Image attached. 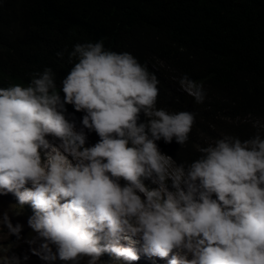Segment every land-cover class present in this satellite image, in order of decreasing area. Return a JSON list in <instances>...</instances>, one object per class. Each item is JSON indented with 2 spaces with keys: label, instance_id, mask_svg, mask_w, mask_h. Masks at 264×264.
Instances as JSON below:
<instances>
[{
  "label": "clouds",
  "instance_id": "clouds-1",
  "mask_svg": "<svg viewBox=\"0 0 264 264\" xmlns=\"http://www.w3.org/2000/svg\"><path fill=\"white\" fill-rule=\"evenodd\" d=\"M68 58L59 91L47 67L27 86L0 88V191L31 206L27 224L44 240L41 258L97 264L108 253L111 264H130L142 242L145 254L168 264H264V138L223 137L178 169L156 141L183 145L194 114L157 108L156 75L103 40L75 44ZM178 82L203 103V85L187 74ZM66 104L84 112L80 130L66 118ZM141 113L146 121L138 123ZM83 129L99 140L85 146ZM49 136L79 160L66 164L52 154ZM164 157L181 174L166 193L149 190L141 178L162 183ZM0 223L19 237L22 226L7 214ZM0 261L18 264L6 255Z\"/></svg>",
  "mask_w": 264,
  "mask_h": 264
},
{
  "label": "trees",
  "instance_id": "trees-1",
  "mask_svg": "<svg viewBox=\"0 0 264 264\" xmlns=\"http://www.w3.org/2000/svg\"><path fill=\"white\" fill-rule=\"evenodd\" d=\"M99 40L156 75L157 108L194 114L183 145L156 141L178 169L223 137L264 138V0H0V88L27 86L47 67L59 91L73 46ZM184 74L203 85V103L180 87ZM65 108L82 126L84 112ZM86 132L94 145L98 135Z\"/></svg>",
  "mask_w": 264,
  "mask_h": 264
},
{
  "label": "rangeland",
  "instance_id": "rangeland-1",
  "mask_svg": "<svg viewBox=\"0 0 264 264\" xmlns=\"http://www.w3.org/2000/svg\"><path fill=\"white\" fill-rule=\"evenodd\" d=\"M185 92L187 91L185 90ZM75 126L77 130L82 128V126L79 124H75ZM83 130L87 137L86 144L91 145V143L88 142L86 130ZM47 139L53 146H56L49 151L52 154H61L66 157V164H74L79 160L78 155H72L70 152H67L62 147H60V141L58 138L49 136ZM43 155L44 153L42 152V156ZM163 163L166 168L165 180L162 183L154 184L152 183L151 179H148L149 184L147 183L146 185L149 188L159 187L162 193H166L167 190L171 189V178L180 175L181 173L173 166L169 159L164 157ZM121 185H123V183H121ZM26 187H30V185H26ZM4 214H7L8 219L13 226L20 224L22 228L21 232L19 233V237H17L16 235L12 234L3 223H0V256L6 255L9 258L14 257L18 261V264H71V262L59 260L58 257L56 259L41 258L46 254L41 250L40 247L41 244L44 243V240L40 238L38 234L27 224L28 217L32 215L31 206L29 204L21 206L18 204L16 197L12 193H4L3 191H0V220L3 219ZM135 247L139 259L130 262V264H168L164 258L161 259L145 254L142 248V242L135 245ZM49 248L51 249V254L54 255L56 253L55 245L49 244ZM33 250H36L40 254H34ZM171 255L172 253H170L169 257L166 259H171ZM0 264H3V262L0 261ZM79 264H87V257L80 260ZM97 264H111V261H106L99 258ZM120 264H125V262L121 261Z\"/></svg>",
  "mask_w": 264,
  "mask_h": 264
},
{
  "label": "bare ground",
  "instance_id": "bare-ground-1",
  "mask_svg": "<svg viewBox=\"0 0 264 264\" xmlns=\"http://www.w3.org/2000/svg\"><path fill=\"white\" fill-rule=\"evenodd\" d=\"M69 164V163H68ZM143 252V251H142Z\"/></svg>",
  "mask_w": 264,
  "mask_h": 264
}]
</instances>
